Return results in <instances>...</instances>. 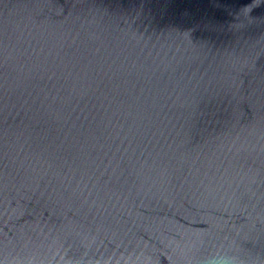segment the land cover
Segmentation results:
<instances>
[{
	"label": "water",
	"instance_id": "1",
	"mask_svg": "<svg viewBox=\"0 0 264 264\" xmlns=\"http://www.w3.org/2000/svg\"><path fill=\"white\" fill-rule=\"evenodd\" d=\"M0 264H264V0H0Z\"/></svg>",
	"mask_w": 264,
	"mask_h": 264
}]
</instances>
